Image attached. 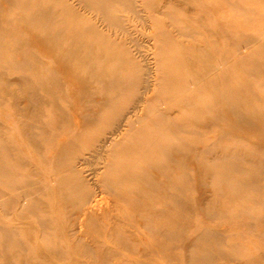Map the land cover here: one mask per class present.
Returning a JSON list of instances; mask_svg holds the SVG:
<instances>
[{
  "label": "rangeland",
  "instance_id": "obj_1",
  "mask_svg": "<svg viewBox=\"0 0 264 264\" xmlns=\"http://www.w3.org/2000/svg\"><path fill=\"white\" fill-rule=\"evenodd\" d=\"M88 65L99 74L91 82L81 73ZM217 90L264 115V0H0V227L12 231L0 230V249L32 259L63 247L61 255L35 261L106 264L70 248L65 235L92 228L71 230L68 215L92 191L98 214L122 217L129 206L115 196L123 187L111 190L104 182L135 164L164 161L166 149L182 140L196 148L188 160L197 164L175 175L202 177L188 184L187 195L216 198L228 206V219L264 217V170L258 189L229 190L225 198L217 174L232 162L245 172L264 168V119L252 131L224 113L210 123L224 104L213 99ZM245 172L228 171L236 180ZM201 185L207 187L203 197ZM186 216L174 217L180 228L225 231L224 245L234 254L264 249V239L244 225L198 211ZM233 241L239 246L230 247ZM179 251L172 264H190ZM252 264H264V257Z\"/></svg>",
  "mask_w": 264,
  "mask_h": 264
},
{
  "label": "bare ground",
  "instance_id": "obj_2",
  "mask_svg": "<svg viewBox=\"0 0 264 264\" xmlns=\"http://www.w3.org/2000/svg\"><path fill=\"white\" fill-rule=\"evenodd\" d=\"M242 40H244L243 43H245V41L248 42L247 39ZM242 40H240V42H242ZM210 48L213 47L210 46ZM226 55L228 56V54ZM81 73L90 75V82L96 77H99V74L94 72L92 65L84 66L83 70H81ZM88 85H90V83ZM213 99L218 102H223L224 104L222 110L215 109V115L214 117H211L210 121L212 124L219 120L221 117L220 114L224 113V115H227V117L233 116V119L234 117H237L233 124L252 131L253 129H258L262 123L261 120L264 119V115L262 113L258 111L247 110L246 106L248 105V102L244 99H240L238 96L237 98H234L230 92L217 90L214 93ZM73 108L76 107L73 106ZM157 108L159 109V107ZM85 110L86 109H84V111ZM130 111L133 110L130 109ZM135 111L136 108L133 113H135ZM131 114L129 116H131ZM166 115L168 116V114ZM174 116L176 117V115ZM132 117L133 116L129 117L128 119L130 120ZM123 118L125 120V117ZM223 120L225 119L223 118ZM135 121L133 120V122ZM168 124L171 125L170 123ZM194 125L196 126V124ZM204 126H206V124ZM177 127H173L174 130H176ZM119 128L120 127L115 129L118 130ZM162 131L163 130H161V132ZM193 148L194 147L190 146L189 143H185L183 140L180 141L179 144L174 143L171 145V147L166 149L167 153L164 161L156 162L152 160L147 164H135L134 168L132 170H126L123 176L118 175V178L108 179L107 183L104 182V184L108 185L111 190L117 185L123 187V191H121L118 196H115L118 197V199L125 201L129 206V210H127L126 213H123L122 217L116 214H113L109 219L102 217L101 215H104L107 212L101 215L98 214L96 211L98 199H90L88 196L89 192L92 191H85V194L82 197L83 201L79 200V204L73 207L74 211L68 215L66 225H69L73 231H78L82 225L88 224H90L92 229H90L88 232H85L84 234L79 231V233L73 232L72 234L65 235V238L70 243V248L72 250L75 249L76 252L81 256H87L91 259L94 258L95 260L98 259L105 262L106 264H160L159 259H163L165 261L163 264H172V261L178 259V255L176 253L177 249L180 250L178 252L179 256L187 259L190 264H216V261L220 258L225 259L226 262L233 261L232 263L234 264H252L257 262L261 257H264V249H262L261 253L259 252L260 254L248 257L237 254V252L234 254L231 248L224 245L226 242L225 238L228 236L225 231H218L210 227L201 229L197 227L194 230V233L190 234V230L187 226L184 228L179 227V222H177L174 217L176 215H181L182 217L186 218L187 212L189 214L192 211H198L208 219L220 218V221L228 219L226 218L228 206L222 204L221 201L218 203L216 198L211 197L206 200L204 198L198 197V199H195L192 197L193 195H187L186 188L188 187V184L190 185L192 181L197 179L201 181L202 177L200 175V177L196 176L194 179H191L188 173H185L184 176H179L177 174L175 175L174 173V170H177V168L182 167L185 169L196 162L195 161L194 163H191L193 161L188 160V156L194 151ZM142 154L148 157V159L151 155L144 149ZM178 155L180 156L176 157ZM221 156L222 157L220 160L225 161L224 155ZM199 157L200 156L198 155V158ZM202 157H204V155ZM196 164L197 162L194 165ZM240 167L241 166H238V164L232 162L229 163V165H227L225 168H221V170L218 171L219 173L217 172V174H219L220 189L223 187H226L227 189L226 192H223L222 198L228 196L227 192L229 190V193H232L241 189H258L259 184H262V176H260L264 170L262 166H257L256 170L254 168L246 169V172L243 167ZM227 170L237 171L239 173L245 172L246 175L241 176L242 179L236 180L231 175H229ZM79 182L83 183L84 180H80ZM199 187L202 193L201 197H203V194L207 192V187L204 186V189L202 188V185ZM198 193L201 194L200 192ZM93 201L95 202L93 203ZM243 218H245L244 221H242ZM228 220L231 221V223L228 222L231 225L232 223H236L237 227L244 225L245 228L251 232L253 238L259 237L264 239V217L250 219L245 214L237 213ZM258 225H260V227H258ZM0 230L5 235H10L12 233L11 230L5 229L3 226L0 227ZM87 233H91L90 238H87ZM94 233L97 235L95 236ZM109 242H111L112 245L109 244ZM0 245H4V241L2 239H0ZM114 246L118 248L116 252L114 250ZM236 246L239 245L234 241L230 244V247ZM64 250L65 249L63 247L62 249L51 248L48 252L35 253L31 259L28 253H18L15 250L1 248L0 258L2 259V264H14L12 259H16L17 264H40V262L35 261V259H39L43 256L46 258H51V256L55 258L57 255H61ZM67 251H69V249H67ZM125 252H127L128 255L130 253H135L136 257L134 259L125 258L123 257V253ZM127 253L125 254L127 255Z\"/></svg>",
  "mask_w": 264,
  "mask_h": 264
}]
</instances>
